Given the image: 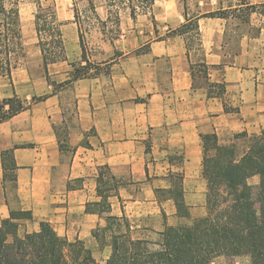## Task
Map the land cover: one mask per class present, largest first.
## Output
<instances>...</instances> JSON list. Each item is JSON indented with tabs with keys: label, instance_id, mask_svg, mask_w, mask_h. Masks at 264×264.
Segmentation results:
<instances>
[{
	"label": "crops",
	"instance_id": "0c3cea01",
	"mask_svg": "<svg viewBox=\"0 0 264 264\" xmlns=\"http://www.w3.org/2000/svg\"><path fill=\"white\" fill-rule=\"evenodd\" d=\"M168 8L165 17L155 2L156 23L147 29L153 38L146 39L143 54L135 53L142 38L130 30L120 44L104 43L107 52L122 54L105 60L113 63L110 74L73 83L72 113L49 86L37 95H48L46 100L0 124V227L21 210L32 218L19 221L20 236L48 222L68 241L90 245L92 231L105 226L108 215L125 216L132 229L161 232L183 220L175 201L164 199L177 175L191 217L206 215L201 135L215 133L226 145L237 134L264 130V16L253 14L242 32L233 30L231 19H199L210 81L226 85L223 98H209L206 88H193L185 37L168 36L184 24L185 10L177 3ZM219 9L213 4L206 13ZM98 14L102 21L108 17ZM74 19V14L59 16L62 30L70 21L72 33ZM140 20L127 16L133 24ZM76 33L79 41L77 26ZM60 126L67 135L65 149L57 135ZM8 150L17 166L15 183L4 178L2 153ZM104 166L118 183V195L109 199L108 214L87 212L89 203L101 201L98 177ZM222 257L211 264H222Z\"/></svg>",
	"mask_w": 264,
	"mask_h": 264
},
{
	"label": "trees",
	"instance_id": "16d2710c",
	"mask_svg": "<svg viewBox=\"0 0 264 264\" xmlns=\"http://www.w3.org/2000/svg\"><path fill=\"white\" fill-rule=\"evenodd\" d=\"M32 1L36 6L35 30L46 77L49 79L48 67L67 61L63 24L58 19L55 5L44 6L41 0ZM127 1L131 4L133 21L137 20L139 10L141 14L147 15L155 5V0H142L143 7L133 5V0ZM22 2L0 0V80L8 79L11 84L13 72L24 54L20 14ZM227 4L224 7V1L220 0L219 10L193 18L184 13V24L168 33V36L185 37L193 88H206L209 98H223L226 85L224 82L210 81L211 67L204 61L199 19H238L248 24L253 14L264 16V2L229 0ZM92 12L99 19L96 7L93 6ZM74 17L82 52L81 63L79 66L73 65L72 77L59 84L61 86L108 75L113 64L93 63L86 57L84 34L76 9ZM193 49L199 53L196 62L190 61ZM135 53L141 55L144 51L138 49ZM47 98L48 95L34 96L32 104ZM32 104H26L15 93L13 97L3 99L0 102V124L29 110ZM225 111H230L226 105ZM201 140L203 177L207 181L206 215L191 220L189 224L166 226L158 232L159 239L156 241L133 238L128 218L108 215L106 225L92 231L97 242L107 241L111 249L106 264H211L220 256H244L250 259L251 264H264V130L255 135L237 134L233 142L227 145H221L215 133L203 134ZM2 155L5 181L15 183L17 166L13 150L5 151ZM255 176L259 177V183L253 186L249 180ZM173 180V188L164 191V199H173L178 217L190 220L183 179L177 175ZM98 184L101 201L89 203L87 212L108 214L111 209L109 199L118 195V183L108 167H101ZM31 218V212L18 210L11 212V218L3 221L0 227V264H98L83 241H68L59 236L48 222H42L38 232L20 236L19 221Z\"/></svg>",
	"mask_w": 264,
	"mask_h": 264
},
{
	"label": "rangeland",
	"instance_id": "374dc122",
	"mask_svg": "<svg viewBox=\"0 0 264 264\" xmlns=\"http://www.w3.org/2000/svg\"><path fill=\"white\" fill-rule=\"evenodd\" d=\"M44 6L55 5L57 9L58 19L62 16L67 19L69 15L74 14V9L77 10L79 18L78 22L81 25V30L84 34V40L86 45V57L93 63L107 62L106 59L119 58L121 56L120 51L107 52L104 49L105 42H111L112 44H120L123 40L121 35H126V31L130 30L133 35L142 38L143 47L138 48L141 51H147L148 45L147 41L151 40L153 37H147L149 34L147 29H151L155 26V15L153 9L147 15L141 14L142 11L139 10V15L136 24L131 21H127V16L130 15L131 4L127 0H41ZM138 2V0H133V5H138L143 7L144 4ZM213 1H216L215 3ZM224 1V7H227V2ZM246 2L251 1L253 3H260L263 0H245ZM158 8H164L163 14L167 17L166 9L168 10L171 4L177 3L181 8L183 7L188 17H195L199 14H205L206 11L214 5L220 6L219 0H155ZM93 6L96 7L97 14L101 13L108 15L105 21L98 19L95 14H93ZM161 10V9H160ZM160 10L158 9V16L160 15ZM35 13L36 6L32 0H23L20 5V14L22 21V33H23V43H24V54L19 60V65L17 69L14 70L12 76V84L8 79L0 80V102L5 98L13 97L14 93L18 98L23 100L26 104L33 103V97L38 94H42L51 86L57 94L60 95L62 108H68L70 113L75 108L76 99L74 96V84H62L66 80L70 79L73 75V70L75 66H79L81 63V48L79 45L78 38L75 37L76 26H73L74 33H70L72 27L70 21H66V27H64V39L67 52V61L59 62L48 67L49 79L46 77V72L44 69L43 57L41 54V49L39 46L38 37L35 30ZM99 17V14H98ZM60 21V20H59ZM73 22L75 21L72 20ZM232 28L234 31L238 29V32L246 31L247 26L241 23L238 19L230 20ZM229 22V23H230ZM238 25V26H237ZM235 38V37H234ZM147 39V41H146ZM195 48V46H194ZM137 49V50H138ZM136 50V51H137ZM194 62L199 60V53L193 49L192 51ZM14 89V90H13ZM38 97V96H37ZM73 125V123H72ZM59 139L61 142V147L65 149V143L67 141V135L63 132V126H60ZM223 145V144H221ZM227 145V144H226ZM71 152L72 149H69ZM249 183L253 186L258 185L259 177L255 176L249 180ZM193 220L183 219L179 224H189ZM131 225H133L131 223ZM135 225V224H134ZM131 235L133 238L148 239L156 241L159 239L158 231L154 228H135L132 229ZM98 264H106V260L110 255L111 249L108 247L107 241L97 242L93 239L92 244H86ZM218 258V257H217ZM222 264H235L237 261L239 264H251L248 257H222Z\"/></svg>",
	"mask_w": 264,
	"mask_h": 264
}]
</instances>
